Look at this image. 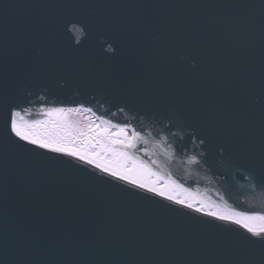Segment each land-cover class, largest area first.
I'll use <instances>...</instances> for the list:
<instances>
[{
	"label": "water",
	"instance_id": "water-1",
	"mask_svg": "<svg viewBox=\"0 0 264 264\" xmlns=\"http://www.w3.org/2000/svg\"><path fill=\"white\" fill-rule=\"evenodd\" d=\"M59 2L0 0V233L6 229L12 242L0 259L20 264L227 259L218 249L239 236L225 231L224 223L76 158L22 141L34 150L18 148L7 139L3 112L13 105L24 120L48 119L38 100L27 95L52 100L45 93H60L58 106L86 110L91 102L125 121L206 138L210 143L190 150L136 144L128 151L156 173L152 177L181 184L197 200L225 210L264 211V193L253 187L262 172L259 108L246 114L236 103L238 85L249 77L256 86L248 90L247 102L259 93V0H102L112 6L96 9L90 19L115 51L89 39L76 71L62 64L76 34L51 23L70 11L47 6ZM145 28L160 36L155 47L142 41ZM170 38L201 49L195 68L190 59L179 66L170 60ZM42 44L46 64L33 69L22 63Z\"/></svg>",
	"mask_w": 264,
	"mask_h": 264
},
{
	"label": "snow or ice",
	"instance_id": "snow-or-ice-1",
	"mask_svg": "<svg viewBox=\"0 0 264 264\" xmlns=\"http://www.w3.org/2000/svg\"><path fill=\"white\" fill-rule=\"evenodd\" d=\"M57 9L70 10L65 15L53 18L51 23L61 26L66 33H75L77 39L72 45L71 51L62 53V64L67 71H76L80 61V49L85 46L89 39H96L101 48L108 44L107 52H114L115 47L109 40L106 33H97L93 21L90 17L98 8L111 7L112 5L103 3L102 0H62V2L47 5ZM242 7H255V5H241ZM7 8L8 5H4ZM260 10V31H261V65L259 75V93L255 96L252 103L246 100L247 92L250 88L256 86L254 77L237 88V106L239 110L246 114H251L259 108L261 120V151L260 160L262 165L261 179L254 183L253 187H259L264 193V0H259ZM86 12L87 15L80 13ZM142 41L155 47L160 36L150 28H145L141 34ZM166 55L177 66L185 60H191L192 67L197 64V57H202L201 49L191 45L184 44L174 39H169ZM31 64L33 69L46 64L43 44L41 50L35 54H29L24 57L22 63ZM89 68L92 66L89 64ZM5 72L7 69L5 68ZM81 109L72 108H50L45 115V120H24L21 112L17 111L15 106L8 105L3 112V125L7 133V139L12 144L24 151H33L34 148L46 149L52 153L62 154L73 157L88 165H93L107 176L119 181H124L140 189H145L148 193H153L160 197H165L169 201H174L188 209H194L195 212H203L208 217L216 220L237 225L245 230L246 234L239 235L236 243L219 248L218 251L227 259H215L197 261L195 264H264V211H234L214 209L211 205L203 207L195 206L194 197L188 196L180 198L172 194L175 188L180 185L175 181H170L164 188L158 187L157 183L150 179L156 173L144 164L138 161L136 157L130 155L128 149L135 148L136 143L142 139L140 132L132 128L130 124H113L111 120L97 117L98 124L89 122L84 127H80L69 117L74 112H80ZM92 112L91 108L86 109ZM73 129L76 135L73 134ZM115 129V134H113ZM131 129V137L128 136ZM165 128L161 127L160 133L164 134ZM175 136V133H170ZM13 137L18 139H13ZM82 138V139H78ZM182 138V137H181ZM34 148H27L25 144ZM147 143V141H144ZM200 144H208L210 141L206 138L200 139ZM116 145L122 147L117 148ZM99 149V151H97ZM101 157H104L102 159ZM108 182V181H105ZM184 191H187L186 189ZM216 227H223L216 225ZM225 231L232 229L224 228ZM10 238L5 229L0 233V252L7 254L9 251ZM0 264H20V262H7L0 259ZM94 264H129L127 261H96ZM138 264H150V262H138ZM159 264H178V262L161 261Z\"/></svg>",
	"mask_w": 264,
	"mask_h": 264
},
{
	"label": "bare ground",
	"instance_id": "bare-ground-1",
	"mask_svg": "<svg viewBox=\"0 0 264 264\" xmlns=\"http://www.w3.org/2000/svg\"><path fill=\"white\" fill-rule=\"evenodd\" d=\"M51 94L52 93H50V92L45 93V95H47V96H45V98H47L49 96L55 97L52 100H44L43 99L44 94L43 95H41V94L27 95V100H38V106L41 108L45 107L43 109H45L46 111L50 108H57V107H62V108H66V109L68 108L67 106H58L55 103V102H58V101H56L57 98L60 99V97H61V99H62V96H63L62 94H60V93H55L54 95H51ZM62 103H64V102H62ZM89 103H90V106L92 108V112L90 113L91 114L90 115L91 116V120H90L91 123L98 124L99 120H97V117H103L104 119L111 120L113 124L123 125L125 123H128L131 125L132 128H135L136 131L140 132V134L142 136V139L139 142H137L136 144L174 148V149H182V150H190V149L195 148V146H196V144L194 145V143H196L195 141H200L199 138L197 139V138L189 137V136H185L187 139L186 138L182 139L180 137L182 135H180V134H176L175 136H173L170 134V132H165V131H164V134L161 135L160 130L148 128V122L134 123V122L125 121V120L109 113L108 111L92 104L91 102H89ZM90 106H88V107H90ZM112 131H113V134H115L116 130L113 129ZM128 136L131 137V129H129ZM144 141H147V143H145ZM150 179L155 181L157 183V186L161 187V188H164L166 184L170 183L169 181L154 178V177H150ZM178 185H180V188H175L172 191L173 195L178 196L180 198L192 196V197H194L193 202H194L195 206H197V207H203L205 205H211V204H208L206 202L197 200L196 199V193H184L182 185L181 184H178ZM172 203H175V202L172 201ZM211 206H213L214 209L225 210V209L219 208V207L214 206V205H211ZM181 209H188V208L181 205ZM188 210H194V209H188ZM204 217L208 218V219L215 220V221H219V220H216L215 218L208 217L205 214H204ZM219 222H222V221H219ZM222 223H224V228L232 229V231H235V235H237V236H239L241 234H246L245 230L240 228L237 225H233V224L226 223V222H222Z\"/></svg>",
	"mask_w": 264,
	"mask_h": 264
},
{
	"label": "rangeland",
	"instance_id": "rangeland-1",
	"mask_svg": "<svg viewBox=\"0 0 264 264\" xmlns=\"http://www.w3.org/2000/svg\"><path fill=\"white\" fill-rule=\"evenodd\" d=\"M45 108V107H43ZM90 112H87L86 110L81 109L80 112H74L69 117L71 120L75 121L81 128L84 127L86 124H88L91 120ZM90 116V117H89ZM75 131V129H73ZM76 132V131H75ZM183 138H186L184 135L180 136ZM187 139V138H186ZM198 139V138H197ZM194 145L196 144V147L202 146L199 141H195Z\"/></svg>",
	"mask_w": 264,
	"mask_h": 264
}]
</instances>
